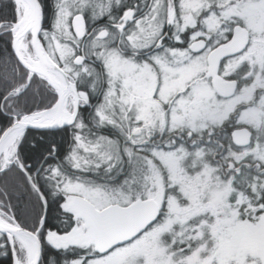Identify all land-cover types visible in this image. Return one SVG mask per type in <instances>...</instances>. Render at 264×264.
<instances>
[{
  "label": "snow or ice",
  "instance_id": "1",
  "mask_svg": "<svg viewBox=\"0 0 264 264\" xmlns=\"http://www.w3.org/2000/svg\"><path fill=\"white\" fill-rule=\"evenodd\" d=\"M45 244L264 264V0L0 4V253Z\"/></svg>",
  "mask_w": 264,
  "mask_h": 264
},
{
  "label": "trees",
  "instance_id": "2",
  "mask_svg": "<svg viewBox=\"0 0 264 264\" xmlns=\"http://www.w3.org/2000/svg\"><path fill=\"white\" fill-rule=\"evenodd\" d=\"M8 2H9V0H0V4L8 3ZM56 139L57 140H63V137L57 136ZM21 203H22V205L26 204V201H22ZM49 219H50L51 224H55V225L62 227L61 219H60V213L57 210L55 203H53L51 206ZM50 257H55L58 260L65 258L63 254H61L60 256H57L56 252L54 250H52L50 248V246H47L45 244L44 257H43L45 264H48V258H50ZM69 257H71V256L69 255L67 258H69ZM0 264H11V262H10L9 258L4 257L3 254L0 253Z\"/></svg>",
  "mask_w": 264,
  "mask_h": 264
},
{
  "label": "rangeland",
  "instance_id": "3",
  "mask_svg": "<svg viewBox=\"0 0 264 264\" xmlns=\"http://www.w3.org/2000/svg\"><path fill=\"white\" fill-rule=\"evenodd\" d=\"M69 258H71V257H69Z\"/></svg>",
  "mask_w": 264,
  "mask_h": 264
}]
</instances>
